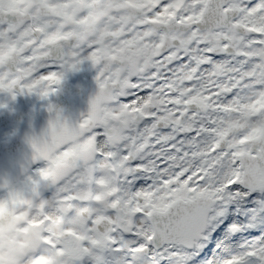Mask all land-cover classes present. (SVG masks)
Masks as SVG:
<instances>
[{
	"label": "snow or ice",
	"instance_id": "6c2138e0",
	"mask_svg": "<svg viewBox=\"0 0 264 264\" xmlns=\"http://www.w3.org/2000/svg\"><path fill=\"white\" fill-rule=\"evenodd\" d=\"M86 60L88 111L30 138L52 196L0 185L60 218L36 264H264V0H0V91Z\"/></svg>",
	"mask_w": 264,
	"mask_h": 264
},
{
	"label": "flooded vegetation",
	"instance_id": "af4514ba",
	"mask_svg": "<svg viewBox=\"0 0 264 264\" xmlns=\"http://www.w3.org/2000/svg\"><path fill=\"white\" fill-rule=\"evenodd\" d=\"M97 70L91 61H84L78 70L65 74L58 91L50 97L37 93H11L0 91V185L9 182L11 188L31 195L32 181L40 182L44 198L53 194V189L39 174L38 169L47 166V161L33 160L30 138L40 136L49 126L54 112L49 105L62 110L63 115L75 122L90 107V101L98 92ZM8 188L0 187V200L8 198ZM83 264H92L85 258ZM115 264V260H112Z\"/></svg>",
	"mask_w": 264,
	"mask_h": 264
},
{
	"label": "clouds",
	"instance_id": "9594fccd",
	"mask_svg": "<svg viewBox=\"0 0 264 264\" xmlns=\"http://www.w3.org/2000/svg\"><path fill=\"white\" fill-rule=\"evenodd\" d=\"M106 184H112L115 177L107 172L100 177ZM102 199L107 197L106 191L99 192ZM51 216L59 222L48 199H31L26 204L12 207L10 213L0 211V264H36L37 254L46 247V241L52 239L53 223L41 222L33 225V221H43Z\"/></svg>",
	"mask_w": 264,
	"mask_h": 264
}]
</instances>
